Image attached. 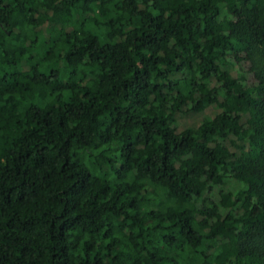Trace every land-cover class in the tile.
Wrapping results in <instances>:
<instances>
[{
    "label": "trees",
    "instance_id": "trees-1",
    "mask_svg": "<svg viewBox=\"0 0 264 264\" xmlns=\"http://www.w3.org/2000/svg\"><path fill=\"white\" fill-rule=\"evenodd\" d=\"M92 2L0 0V98L23 90L0 105V264H201L196 256L202 264H264V0H122L138 26L122 31L109 21L108 42L91 36L64 57L66 68L88 52L100 68L94 80L85 85L73 68L56 83L55 65L37 74L36 54L23 59L29 47L46 32L40 61L58 65L59 53L45 46L56 45L73 9ZM48 88L73 95L44 108L25 104L43 103ZM197 113L202 119L184 127L182 118ZM113 142L118 156L89 160ZM221 162L224 179L216 176ZM165 177L170 194L149 208L152 185ZM230 187L239 191L227 205ZM218 204L232 209L224 220ZM165 217L177 223L168 227ZM152 221L160 222L146 228ZM125 227L130 240L139 228L146 244L114 254L123 243L114 234ZM205 239L213 243L200 251ZM161 240L167 250L154 244Z\"/></svg>",
    "mask_w": 264,
    "mask_h": 264
},
{
    "label": "clouds",
    "instance_id": "clouds-1",
    "mask_svg": "<svg viewBox=\"0 0 264 264\" xmlns=\"http://www.w3.org/2000/svg\"><path fill=\"white\" fill-rule=\"evenodd\" d=\"M15 7V5H13ZM223 7V5H221ZM149 11H152L153 15L157 14V10L149 8ZM131 13L129 10H126L124 7V4L122 3V0H93L92 3H90L87 6V9L84 10H78V9H73L71 19L68 23H66L62 28L58 29L56 33V39L57 43L55 46H52L51 44L46 45L45 47H53V56H55L57 53L60 55V60L59 64L56 65V62L52 59H47L44 61H40V57L42 53L40 52V47L41 44L43 43L44 40L48 39V35L45 32L44 35L41 36L40 41L37 42L36 45L29 47V51L25 53L23 59L27 60L28 56L30 54L35 53L36 54V60L32 61L33 64H36V72L37 74L39 73H46L47 70L49 69L50 66H59L61 67V73L59 77L57 78L56 83L63 82L65 80L69 79V75L73 68H75L77 72V77L76 79H80V77H84L83 83L87 85L89 81L94 80L96 78V73L100 71V68L97 64L90 63L89 62V53L85 52L83 59L80 60L78 63L73 64L69 67L65 68V61L64 57L71 51H73L75 48H86L87 44L85 41L89 39L91 36H95L98 38L99 41V46H103L106 42V36L107 33L110 30V26L108 24L109 21H112L117 28L122 27V31H128L130 28L133 26H138V22L140 20L139 16L132 17V23L130 24L129 17ZM166 16L172 15L171 10L165 13ZM64 33H68V36L66 37ZM113 43L115 41H112ZM172 43H175V41H172ZM28 47V45H26ZM147 51V50H145ZM203 51V48L201 49ZM158 55H164V53H158ZM75 59V58H74ZM37 61H40V63H37ZM159 69H164L166 67L165 64H160ZM107 71V69H105ZM87 74V75H85ZM2 75V73H0ZM128 76L133 75L132 72L127 73ZM196 75H200V69H196ZM23 90L18 88L16 92H7L4 93L3 97L0 98V105L3 104L4 101L8 100L9 96H14L15 100L20 99V94ZM47 93V99L41 103L38 99H30L26 100L25 104H32V103H37L41 108H44L45 105H58V100L57 97H60V99L63 102H68L69 97L73 95V93L70 90L66 89H57L56 91H52L51 88H48L45 90ZM225 95V90L221 89L220 91V96L223 98ZM114 102H121L119 98H115ZM171 103V101H170ZM193 108H196L197 105L192 104ZM28 126V125H26ZM35 124L30 125L29 127H35ZM75 126V125H73ZM11 129H15L17 135L20 133V131H23V129H16L15 125V120L11 122ZM156 143L159 144L161 143V137L157 136L156 138ZM115 142L110 143V144H105L102 145L100 148H95L92 149L93 151V157L89 158V160L92 159H100L101 154L105 155H111L113 158L118 156V153L110 152L109 150L114 147ZM79 151H84L83 149H80ZM111 167V166H109ZM179 167V166H177ZM216 167V176L224 179L227 177L228 172L225 171L226 168V162H221L219 164H215ZM205 170L210 171L211 168L209 165H205ZM99 174L102 176L103 172H99ZM131 175V173H130ZM182 175V174H181ZM178 177H174L177 182H179ZM115 176L112 175L109 177V180H114ZM202 181H206L205 177H201ZM118 183H124V181H119ZM170 183L167 181V178L165 177L164 180H157L155 184L152 185L153 188L156 189L155 194L150 195L148 199L152 201V203L149 205V208H154L156 205L159 203L161 199H165L171 192L170 189ZM187 183V181H185ZM240 188H243L244 185L241 184L239 186ZM239 189H234V188H228L225 195L227 196V193H231V196H228L227 201L225 204L231 205L232 203L235 202L236 196L238 194ZM142 192V190H141ZM149 208H145V212L149 210ZM218 210H219V218L220 220H224L226 217L227 213L231 211L230 206H223L218 204ZM170 215V213L168 214ZM160 221H152L151 223H148L145 225L146 228H155L156 224L159 223ZM216 218L213 217V223H216ZM177 221L175 219L168 220L166 217L164 218V224L167 225L168 227H171L173 224H176ZM213 228L210 225L207 228L202 229L201 231L204 233L205 236H208L211 234ZM129 231V228L125 227L123 229V232L117 231L114 236L116 238H119L123 241V243L115 246V252L114 254H127L129 249L132 248L135 251H140L142 247L145 246L146 241L139 236V231L140 229L137 228L135 229L137 235L134 239H129L127 237V232ZM159 231V230H157ZM89 240V234L88 232L82 233L81 239L79 241V246L76 249L75 254L83 257L84 255V244L86 241ZM111 242L109 241H104L105 244ZM213 243V240L205 239L201 245L199 246L200 251H206V245ZM154 244L157 247H163L167 250L168 246L164 244V242L161 241H154ZM98 245H99V240H98ZM148 248H151L152 245H148ZM190 249V246H188ZM99 250V247L97 248ZM221 253L220 249H216L213 251V256L219 255ZM103 254V253H102ZM142 256H147L146 252H140ZM173 252H169V255H173ZM181 257H188L191 255V251H185L180 253ZM123 256H121V260H123ZM195 260L200 261L202 264L203 257L202 256H196Z\"/></svg>",
    "mask_w": 264,
    "mask_h": 264
},
{
    "label": "rangeland",
    "instance_id": "rangeland-1",
    "mask_svg": "<svg viewBox=\"0 0 264 264\" xmlns=\"http://www.w3.org/2000/svg\"><path fill=\"white\" fill-rule=\"evenodd\" d=\"M203 116H204L203 113L192 114L189 117L182 118V124L186 123L185 126L183 125L184 127L192 126V125H194V123L201 120ZM178 129L181 130L180 127H178ZM221 188L222 187H217V190H220Z\"/></svg>",
    "mask_w": 264,
    "mask_h": 264
}]
</instances>
